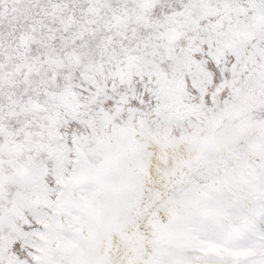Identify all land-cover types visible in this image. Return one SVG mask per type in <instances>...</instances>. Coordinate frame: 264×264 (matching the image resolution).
Returning <instances> with one entry per match:
<instances>
[{
    "label": "snow or ice",
    "instance_id": "6c2138e0",
    "mask_svg": "<svg viewBox=\"0 0 264 264\" xmlns=\"http://www.w3.org/2000/svg\"><path fill=\"white\" fill-rule=\"evenodd\" d=\"M0 264H264V0H0Z\"/></svg>",
    "mask_w": 264,
    "mask_h": 264
}]
</instances>
